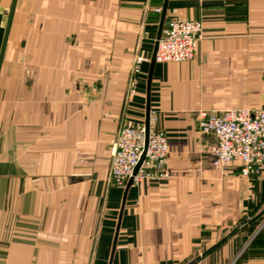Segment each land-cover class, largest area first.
Returning <instances> with one entry per match:
<instances>
[{
    "label": "crops",
    "instance_id": "crops-1",
    "mask_svg": "<svg viewBox=\"0 0 264 264\" xmlns=\"http://www.w3.org/2000/svg\"><path fill=\"white\" fill-rule=\"evenodd\" d=\"M164 5L162 29L201 22L196 52L143 62L128 96ZM147 106L171 174L125 192L108 179L111 147ZM239 107L264 108V0H16L0 64V264H264V172L214 168L198 130L200 111Z\"/></svg>",
    "mask_w": 264,
    "mask_h": 264
},
{
    "label": "built area",
    "instance_id": "built-area-1",
    "mask_svg": "<svg viewBox=\"0 0 264 264\" xmlns=\"http://www.w3.org/2000/svg\"><path fill=\"white\" fill-rule=\"evenodd\" d=\"M154 11L160 12L161 8L156 7ZM201 29V22L196 19H170L158 40L155 61L181 62L192 59ZM148 60L150 58L143 54L134 57L128 77V96L135 93L137 74L141 64ZM156 123L157 115L150 110L147 133L143 122L126 121L119 127L111 147L108 178L111 183L123 187L130 177L133 178L132 184L142 178L155 180L170 177L167 137ZM198 130L215 140L210 148L214 168L227 171L231 163L237 162L242 176L264 172V108L200 111ZM140 160L138 170L133 175V169Z\"/></svg>",
    "mask_w": 264,
    "mask_h": 264
},
{
    "label": "water",
    "instance_id": "water-1",
    "mask_svg": "<svg viewBox=\"0 0 264 264\" xmlns=\"http://www.w3.org/2000/svg\"><path fill=\"white\" fill-rule=\"evenodd\" d=\"M15 2H16V0H11L10 7H9V12H8V17H7V21H6L5 31H4V35H3V39H2L1 47H0V64H1V61H2V58H3V53H4L6 40H7V35H8V30H9V27H10L13 11H14V7H15ZM164 13H165V5L162 8L161 17H160L159 26H158V31H157V37H156L155 44H154V50H153L152 56L150 58V69H152V67H153V65L155 63V52H156L158 40H159V38L161 36V32H162V26H163V22H164ZM149 111H150L149 106H147L146 107V116H145L146 133L148 131ZM142 158H143V155L141 157V160H142ZM141 160L134 167L133 172H132L133 175L137 172ZM132 180H133L132 177H130L128 179V181H127V183L125 185V192L128 189V187L132 184ZM214 246H216V244ZM214 246H211L210 248H207L204 252L201 253V256L205 255L207 252H209Z\"/></svg>",
    "mask_w": 264,
    "mask_h": 264
},
{
    "label": "trees",
    "instance_id": "trees-1",
    "mask_svg": "<svg viewBox=\"0 0 264 264\" xmlns=\"http://www.w3.org/2000/svg\"><path fill=\"white\" fill-rule=\"evenodd\" d=\"M219 244V243H218Z\"/></svg>",
    "mask_w": 264,
    "mask_h": 264
}]
</instances>
